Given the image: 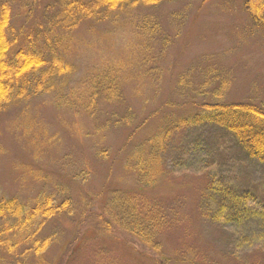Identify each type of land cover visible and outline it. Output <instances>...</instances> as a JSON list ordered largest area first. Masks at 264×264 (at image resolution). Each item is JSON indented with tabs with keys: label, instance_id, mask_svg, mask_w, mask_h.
<instances>
[{
	"label": "rangeland",
	"instance_id": "1",
	"mask_svg": "<svg viewBox=\"0 0 264 264\" xmlns=\"http://www.w3.org/2000/svg\"><path fill=\"white\" fill-rule=\"evenodd\" d=\"M3 1L13 28L26 36L56 0ZM243 1L136 4L121 14L128 18L125 29L86 20L71 31L62 59L73 74L63 92L84 95L83 74L109 64L123 63L121 75L131 82L120 101L92 112L43 94L0 113V196L26 207L39 193L52 194L56 203L70 200L69 212L41 225L38 235L49 243L39 256L0 251V264H264L258 217L222 224L208 216L214 204L208 185L215 179L264 210V166L247 158L226 131L213 125L172 130L160 151L164 176L153 187L141 186L124 163L159 132L164 117L185 113L181 102L188 96L179 90L210 87L212 100L214 75L229 78L221 102L264 104V29L253 24ZM127 111L131 123L114 124ZM115 195L150 218L159 249L100 216L105 209L117 214Z\"/></svg>",
	"mask_w": 264,
	"mask_h": 264
},
{
	"label": "trees",
	"instance_id": "2",
	"mask_svg": "<svg viewBox=\"0 0 264 264\" xmlns=\"http://www.w3.org/2000/svg\"><path fill=\"white\" fill-rule=\"evenodd\" d=\"M164 1L172 0H56L51 5L54 8L45 9L38 26L26 36L22 35V30L13 28L9 3L0 2V113L11 105L18 106L43 94L54 95V102L61 105H81L90 112L98 105L120 101L125 84L131 82L121 75L123 63L87 70L80 80L84 84V95H78V91H62L73 74L72 64L62 59L71 31L86 20L108 21L115 30L125 29L128 18L125 20L121 14L127 7L155 5ZM243 8L253 24L264 29V0H244ZM117 19L119 23L115 24ZM33 35L35 38H32ZM22 38L23 41H20ZM213 78L210 86L212 83L216 85L210 94L212 100H208L206 95L210 87L206 91L199 90V87L190 89V92H187L188 89L179 90L186 91L181 95L188 96L185 102H181L187 106L185 113L172 118L164 117L158 126V133L148 136L144 145H138L126 154L125 167L134 173L141 186L153 187L164 176L165 165L160 151L166 136L180 128L189 130L190 127L213 125L223 129L247 158L264 166V104L221 102V92L228 86L229 78L218 75ZM223 85L224 88H221ZM203 96H207L206 101ZM164 104L171 105L172 101ZM190 107H196V110L188 111ZM132 119V113L127 111L122 117H116L114 124H129ZM223 184L218 179L209 181L207 197L214 202L209 218L223 224L258 217L260 227L264 228V210L256 209L247 196L233 186ZM115 196L119 200L117 214L105 209V215L100 216H106L109 226H119L146 246L159 249V242L153 240L155 229L150 218L141 214L132 200L122 195ZM33 202L31 207H26L16 197L0 196V251L9 257L20 256L17 253L19 250H22V255L39 256L49 243L47 237L38 235L43 222L70 211L68 198L56 203L52 194L39 193Z\"/></svg>",
	"mask_w": 264,
	"mask_h": 264
}]
</instances>
